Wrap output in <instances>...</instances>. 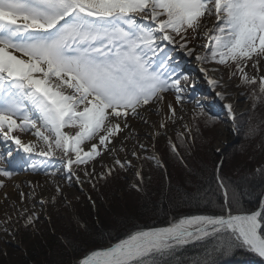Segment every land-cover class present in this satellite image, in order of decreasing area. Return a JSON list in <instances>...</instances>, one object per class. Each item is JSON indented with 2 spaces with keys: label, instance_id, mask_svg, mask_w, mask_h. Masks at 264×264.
Wrapping results in <instances>:
<instances>
[{
  "label": "snow or ice",
  "instance_id": "snow-or-ice-1",
  "mask_svg": "<svg viewBox=\"0 0 264 264\" xmlns=\"http://www.w3.org/2000/svg\"><path fill=\"white\" fill-rule=\"evenodd\" d=\"M177 44L208 66L200 71L214 90L231 87L209 76L220 71L214 65H223L230 79L240 74L236 87L250 90L253 109L264 101V0H0V177L5 178L0 188L20 170L42 172L50 185L47 196H38L41 185L25 192L15 184L17 201L5 192L0 231L15 239L13 229H34L43 214L35 210L37 205L45 209L58 198L67 200L64 182L95 189L93 179L106 181L119 169L134 170L142 183L137 161L164 166L154 142L169 122L184 120L177 105L188 99L187 86L181 84L187 77L167 47ZM249 64L255 75L245 71ZM168 95H174V103ZM215 96L227 101L231 93L217 90ZM192 102L202 109L193 121L205 114L214 119L201 101L192 97ZM223 108L233 121L232 131H238L233 103L225 102ZM135 122L144 128L138 130ZM184 128L191 139V126ZM258 132L250 122L245 136L251 139ZM23 134L34 139L24 142ZM142 135L152 142L151 153L140 142ZM182 136L177 133L178 139ZM167 145L179 157L170 138ZM222 165H216L224 199L218 214L137 228L77 264H180L177 251L192 242L205 247L191 264H213L214 256L237 249L264 259V198L257 209H245L220 175ZM256 173L264 177V165ZM132 187L139 190V184Z\"/></svg>",
  "mask_w": 264,
  "mask_h": 264
},
{
  "label": "trees",
  "instance_id": "trees-1",
  "mask_svg": "<svg viewBox=\"0 0 264 264\" xmlns=\"http://www.w3.org/2000/svg\"><path fill=\"white\" fill-rule=\"evenodd\" d=\"M250 122L258 125L259 132L248 139L245 133ZM240 138L242 141L231 146L222 158L216 157L208 143L197 148V151L200 149L198 153L187 158L191 159L189 162L178 163L166 145L160 146L158 155L164 166L152 167L156 171L152 183L145 182L139 190L129 188L125 201L115 211L111 207L103 209L102 213L96 214L98 222L90 219L89 224L86 222V229L76 228L70 233L65 229L60 234L62 240L57 242L47 239L30 241L27 255L14 264H70L72 256L79 259L93 250L111 246L137 228L167 227L182 216L218 214L224 199L217 186V161L219 164L223 161L220 175L236 190L242 206L249 211L258 208L260 199L264 198V177L256 173V169L264 165V148L261 147L264 145V101L258 102L254 109L252 107ZM115 172L121 171L117 169ZM121 177L122 174L115 181ZM113 179L114 176H110L106 181H97L98 186L103 188ZM109 190L114 193L115 184ZM198 192L206 193V196L202 198ZM204 247V242L183 246L176 254L180 264H191L201 258ZM212 259L213 264H264V259L244 249H237L227 256L216 255Z\"/></svg>",
  "mask_w": 264,
  "mask_h": 264
},
{
  "label": "rangeland",
  "instance_id": "rangeland-1",
  "mask_svg": "<svg viewBox=\"0 0 264 264\" xmlns=\"http://www.w3.org/2000/svg\"><path fill=\"white\" fill-rule=\"evenodd\" d=\"M166 45V42H165ZM168 49L170 50L169 55L173 58L174 64H177L179 68L184 72L186 79L181 80L182 85H186V90L184 95L188 98L186 102L182 105H177V109L183 108V112L179 113L184 116V120H178L175 125H172L169 122V127L167 129H161L160 135L155 140V148L154 152L155 155L161 162V159L158 155L160 146L167 145L168 139L170 138L173 143L177 145L178 151L180 153L179 157L177 158V162L181 161H191L192 153L197 154L198 151L196 150L199 147L206 146L208 143L211 144L212 152L215 153L217 158H222L229 150L231 146L234 144L242 141L240 138L241 135L245 132V126L248 121V117L251 115L252 111V104L251 100L249 99V89L244 87L237 88L236 85L240 82V74L236 73L229 78V71L223 65H214L220 69L219 72L215 74L221 80L223 84L226 86L230 85L231 87H226L223 90L228 91L231 93V99L236 103L239 104L241 107L240 109L236 110L237 117L235 124L238 128V131H232L233 121L231 118L228 120H224V108L223 104L220 100L218 103L212 101V98L215 96V91L217 89H213L208 82H201L199 86L193 91L188 87L189 82L193 77V69L195 63L194 57H189L185 54L184 50L180 49L178 44L177 45H168ZM200 64V63H199ZM201 65V64H200ZM206 66L207 65H201ZM235 71V69H233ZM249 73V75H255L256 72L254 69L251 68V65L245 69ZM230 89V90H228ZM243 92L241 95L240 93ZM192 97L198 98L199 101L207 108L208 113L214 119L208 120V114L200 115L197 121H193L192 117L193 114H199L202 112L201 108H195L192 102ZM173 101L175 102V97L173 95ZM247 117V119H246ZM210 118V117H209ZM158 117L153 116L152 120H157ZM205 121H209L206 125ZM189 124L191 126V139H189V133L185 130L184 125ZM197 128L199 130H197ZM183 133V136L179 139L177 138V133ZM181 140L184 141L183 146H181ZM197 140V141H195ZM202 140V141H201ZM205 140V141H204ZM207 140V141H206ZM146 145L148 148V152L151 153L153 151L152 142L146 136H141V141ZM133 144L137 142L134 140L132 141ZM152 148V150L150 149ZM169 153L171 151L168 148ZM172 154V153H171ZM123 155V154H121ZM145 155V153H142ZM173 155V154H172ZM190 157L189 159H187ZM186 159V160H185ZM107 160V158H106ZM110 164V160H107ZM219 164V161H217ZM137 168L140 170L143 182L141 183L137 177L135 176V171H124L120 170L121 172H115L114 179L112 181H108L106 186L103 188L98 186L97 180L93 179V183H97L96 188H92V184L85 183L83 185H77L75 187H69L67 182L63 183L64 192L67 197V200H62L58 198V202L55 205L48 204L45 206V209L40 208L38 205L36 207V211L43 213L41 218L36 222L35 228H28L25 229L24 227H20L18 230L13 229L15 232V239L11 236H6L4 232L0 231V264H14L22 257H25L27 254L26 250L29 248L30 241H41L44 239L51 240V242H57L58 240H62L60 234H62L63 230H67L68 233L73 231L76 228L78 229H86L87 225L90 223V219L97 221L96 214H100L103 212V209H110L114 211L119 205L125 201L126 196L128 195L129 188H133V184H139V186L147 183H152L154 181L155 172L152 167H157L155 162L141 160L137 161ZM0 167H4L3 163H0ZM97 171L100 170V165H96ZM91 171V168H89ZM22 170H20L16 175H14L11 180H6L7 187L0 188V219L3 218V194L6 192L12 201L19 200L18 191L11 190L13 184L18 180L16 176L21 175ZM31 175L36 176L39 178V185L40 188H36V192L39 195L47 196L49 194L50 185L41 184L40 181H45L44 173H33L29 171ZM122 174L121 179L117 182V177ZM82 179L86 180L83 176V172L80 173ZM111 176V177H112ZM36 178V179H37ZM0 179H5L0 177ZM75 179V178H73ZM145 179V180H144ZM122 182V183H121ZM115 184L114 193H112L109 189L112 185ZM120 185V186H119ZM118 186V187H117ZM142 186V187H143ZM80 188H83V192L80 191ZM117 188V189H116ZM20 190V189H19ZM32 189H25L23 191L28 192ZM21 191V190H20ZM110 193V194H109ZM78 197V199H76ZM91 197V199H88ZM111 197V198H109ZM29 207H32L29 204ZM16 217L13 216L12 223H15ZM86 222L88 224H86ZM98 222V221H97ZM21 225L23 221L20 222ZM53 244V243H50ZM64 244V242H63ZM65 247H67L64 244ZM46 248V247H45ZM47 250V248H46ZM69 250V249H68ZM43 252V251H42ZM44 254V253H43ZM71 255V251H70ZM69 255V256H70ZM40 256V253L38 254ZM85 257V256H84ZM83 258V257H82ZM82 258H74L72 256L70 259V264H77L79 260ZM40 258H38L39 260ZM33 264V263H31ZM35 264V263H34Z\"/></svg>",
  "mask_w": 264,
  "mask_h": 264
},
{
  "label": "bare ground",
  "instance_id": "bare-ground-1",
  "mask_svg": "<svg viewBox=\"0 0 264 264\" xmlns=\"http://www.w3.org/2000/svg\"><path fill=\"white\" fill-rule=\"evenodd\" d=\"M193 62L195 63L193 73H192L193 77H192L191 81L189 82L188 87H190L191 89L194 87V89H196L201 82H207V79L205 78V74L200 71L202 66L196 60H194ZM203 67H206V66H203ZM209 76H214V77L218 78L215 73H209ZM217 90L224 91L223 89H217ZM228 90H230V89H228ZM167 99L174 103L173 95H168ZM197 100H199V99L197 98ZM218 100L219 99L216 96H214L212 98V101L215 103H218L219 102ZM221 102H222V104L225 102L233 103L235 110H238L241 108V107H239L240 106L239 104H236L231 99V97L229 98V100L221 101ZM224 111H225L224 112V116H225L224 120H228V118H230V117L228 116L227 111L225 109H224ZM135 123H136V127L138 130L144 128V126L142 124H140L139 122H135ZM21 139H22V141L27 142L31 139H34V137H32L30 134H23V135H21ZM150 149L152 150V148H150ZM0 150H2V149H0ZM16 178H18V180H16V182L13 184V187L11 190H15V187H14L15 184H19L20 190L23 191L25 189L30 190V189L34 188L36 186V184L39 183V178H37L34 175H31L28 170H22L21 175L16 176ZM29 181L31 182V185H29V183H28ZM40 183L43 185V184H45V181H40ZM100 249H103V248H100ZM100 249H96V250H100ZM93 251H95V250H93Z\"/></svg>",
  "mask_w": 264,
  "mask_h": 264
},
{
  "label": "water",
  "instance_id": "water-1",
  "mask_svg": "<svg viewBox=\"0 0 264 264\" xmlns=\"http://www.w3.org/2000/svg\"><path fill=\"white\" fill-rule=\"evenodd\" d=\"M255 209H257V208H255ZM255 209H254V210H255ZM88 254H89V253H88ZM83 258H84V257H83ZM83 258H82V259H83Z\"/></svg>",
  "mask_w": 264,
  "mask_h": 264
}]
</instances>
